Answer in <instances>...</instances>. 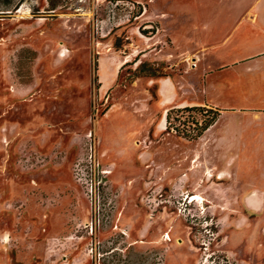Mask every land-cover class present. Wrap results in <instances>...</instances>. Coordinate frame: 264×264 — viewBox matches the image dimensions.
Listing matches in <instances>:
<instances>
[{
  "label": "rangeland",
  "instance_id": "374dc122",
  "mask_svg": "<svg viewBox=\"0 0 264 264\" xmlns=\"http://www.w3.org/2000/svg\"><path fill=\"white\" fill-rule=\"evenodd\" d=\"M143 1L146 14L129 21L127 6L107 0H0V264H61L65 240L51 238L71 233L84 237L73 253L82 264H202L197 237L211 223L213 251L264 264V209L241 210L232 189L239 165L225 176L218 155L238 154L227 140L253 135L245 109L253 77L242 68L211 75L234 79L225 95L202 79L186 87L204 69L193 58L235 27L245 1ZM147 21L162 30L159 40L139 33ZM196 103L198 113L209 106L222 115L204 131L172 130L186 112L178 109ZM90 134L96 165L107 170L110 194L104 188L100 201L76 174L80 162L78 177L93 175ZM196 194L202 199L190 203ZM92 218L100 220L96 254Z\"/></svg>",
  "mask_w": 264,
  "mask_h": 264
},
{
  "label": "crops",
  "instance_id": "0c3cea01",
  "mask_svg": "<svg viewBox=\"0 0 264 264\" xmlns=\"http://www.w3.org/2000/svg\"><path fill=\"white\" fill-rule=\"evenodd\" d=\"M243 1H245L243 4L245 3L246 7L242 12L237 14L238 20L235 27L233 29L227 28L224 30L218 40H213V42L207 43L203 46L202 56L197 54V58H193V61L199 59V61L203 62L204 69L201 77L195 78L194 76H191L190 79L186 81V87H195L197 85V80L202 79L205 88H217L219 95H225L226 88L232 89V87H234V79L225 75L221 78L217 77V79L210 80L209 77L211 75L216 73L222 75V73L230 70H233L235 74H238L236 70L239 68H242L243 72L252 75L253 106H247L245 109L253 111V123L250 121V125L245 126L248 130H251L250 126L253 127V135L246 136L243 134L239 136V139L227 140L228 146L233 144L231 147L238 146L241 149L238 154L226 156L219 151L218 155L220 158L219 161L223 160L220 162L223 166L219 171L225 176L231 175L233 177V172L229 165L238 163V174L241 173V175L238 177L237 183H232V189L234 190V195L240 204L241 210L243 212H253L262 211L264 209V0ZM230 7L233 11L237 8L235 3ZM157 9L159 10V16H162L161 20H165L166 18L164 17L169 14L164 10V7L157 6ZM238 25H240V29H236ZM161 33L162 30L154 34L152 37H157V40H159ZM189 57L190 55H187V57L184 58L188 60V64H190L191 60ZM164 77L167 78L168 76H163L160 80L167 81ZM217 80L222 82L221 86L219 85L216 87ZM161 89L162 88L160 87V90ZM194 105L200 106L201 104L196 103L192 106L195 107ZM219 111L221 110L219 109ZM246 114L248 113L244 112L242 116H245ZM221 115L222 114H220L219 117ZM213 126L214 124L212 127ZM243 128L244 126H242V130ZM227 132L228 128H225L224 131H220L221 140L218 141V143L224 141L222 139L227 135ZM235 137H237V135H235ZM248 166L251 167V170H246ZM251 171H253L254 174L252 176L253 179H249V175H245ZM252 180L253 183H249V185L246 184V182ZM224 187L228 188V183H225ZM240 220H246L247 222L248 217L243 216ZM82 224V222L78 223L76 228L80 227ZM76 231L78 232V229ZM165 234L170 236V232H165L164 236ZM54 238L64 239L66 243L62 250L56 252L58 254V260L62 259L61 264H82L80 254L73 257V253L79 248L78 244L84 237H80L78 234L73 236L71 233L68 235L52 237L51 239ZM49 260L51 264H55V259Z\"/></svg>",
  "mask_w": 264,
  "mask_h": 264
},
{
  "label": "built area",
  "instance_id": "2783aa9c",
  "mask_svg": "<svg viewBox=\"0 0 264 264\" xmlns=\"http://www.w3.org/2000/svg\"><path fill=\"white\" fill-rule=\"evenodd\" d=\"M108 3L111 6H115V7H120V6H127L130 10H129V18L128 20L130 21L132 18L135 19H139L141 17H143L146 14V5L145 2L143 0H135V1H129V0H107ZM136 6H138L140 8V12H135L136 10ZM133 13H137L135 15H133ZM149 21L146 22V24H140L138 26V31L139 33H143V34H154V33H158L160 31L159 27H157L154 23H148ZM113 29V28H112ZM111 31L108 32V34ZM216 108L213 107H205V109H202V111H200V113H198V111H195L194 109L192 110H185L184 108H179L178 110H182L183 115H176L178 117H176V121L178 120L180 122V124H175L172 125V130H174L176 133L177 132H185L182 129H185L186 131H190L193 128L197 129H201L204 124L205 121L208 120L209 118L212 117V112L213 110H215ZM198 114H200L199 117ZM197 115V116H196ZM202 116V117H201ZM205 116V118H204ZM207 117V118H206ZM168 123L169 125L172 124V122H169V118H168ZM168 127V126H167ZM199 127V128H198ZM198 134V133H197ZM93 134H90L89 136V143H87V147L88 150L86 152V158L85 160H87L90 165H91V170L94 171L93 175L92 173H90L88 176H81L78 177V171H83V167L82 165H80L81 163L78 162L77 166H76V174H77V178L79 180L82 181V184L85 185L88 193L90 194V197L93 200H98L100 201L101 198V194L103 193V189H106L107 195L110 194L109 190V185L107 183V180L105 179V175L107 174V170H103L100 169L99 165L97 166L96 163L98 164V162H96V143L94 142V138H93ZM94 149H95V154H94ZM95 162V164L93 165V163ZM102 174V177L100 179H97V173ZM192 196L189 199V202H193L192 201ZM104 210V207L100 204L94 205L92 206V211L97 212L98 214ZM187 211V209H186ZM190 212V211H189ZM189 212L187 213V215L189 214ZM194 215L192 214L191 217H193ZM187 217V216H186ZM188 219V218H187ZM100 220L92 218L90 220V222H88L86 224V227L89 228V232L92 235V247H91V252L93 254L97 253V250L99 247L94 246V235L95 233H97V228L98 226H100ZM213 223H211L212 225ZM211 225H206V228L203 230V235L201 237H197V242L200 245V247L202 248L204 254L202 257V264H242L241 262H239L238 260H236L233 257H230L226 254L220 253L218 251H213L212 248V243L211 240L213 239V237L215 236V232L212 231V227ZM209 226V227H208ZM96 251V252H95Z\"/></svg>",
  "mask_w": 264,
  "mask_h": 264
},
{
  "label": "trees",
  "instance_id": "16d2710c",
  "mask_svg": "<svg viewBox=\"0 0 264 264\" xmlns=\"http://www.w3.org/2000/svg\"><path fill=\"white\" fill-rule=\"evenodd\" d=\"M197 108H200V107H186V108H184L185 110H192V109H197ZM202 110V109H201ZM212 112V117L211 118H209L208 120H206L205 121V124H204V126L201 128V131H204L207 127H209L215 120H216V117H217V115H219V109L217 108V109H215V110H213V111H211ZM168 118H170V113L168 114Z\"/></svg>",
  "mask_w": 264,
  "mask_h": 264
},
{
  "label": "bare ground",
  "instance_id": "6f19581e",
  "mask_svg": "<svg viewBox=\"0 0 264 264\" xmlns=\"http://www.w3.org/2000/svg\"><path fill=\"white\" fill-rule=\"evenodd\" d=\"M197 199H202V197H201L200 195H198V194H196V195H194V196L192 197V201H193V200H197Z\"/></svg>",
  "mask_w": 264,
  "mask_h": 264
}]
</instances>
